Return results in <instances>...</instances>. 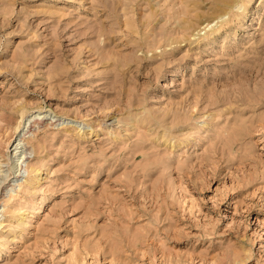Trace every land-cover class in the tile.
<instances>
[{
	"label": "rangeland",
	"instance_id": "rangeland-1",
	"mask_svg": "<svg viewBox=\"0 0 264 264\" xmlns=\"http://www.w3.org/2000/svg\"><path fill=\"white\" fill-rule=\"evenodd\" d=\"M0 264H264V0H0Z\"/></svg>",
	"mask_w": 264,
	"mask_h": 264
},
{
	"label": "bare ground",
	"instance_id": "bare-ground-1",
	"mask_svg": "<svg viewBox=\"0 0 264 264\" xmlns=\"http://www.w3.org/2000/svg\"><path fill=\"white\" fill-rule=\"evenodd\" d=\"M20 116H21L19 118L20 120L18 121V123L15 127V129H16L15 132L18 133V136H17L18 138L16 137V141L18 140V142H17V144L14 142L16 144L15 149L19 148V150H20V153H19L18 158H17L16 163H15V167L20 166V168H17L19 171L21 170L22 162H25L24 160H26L28 158V154L32 149L31 147L27 146V142H24L25 138H26L27 134L31 130H33V128H35V127L37 128V126L40 124V122L45 117L42 113H33L30 115H27L25 112L21 113ZM29 148H31V149L29 150ZM31 153H32V151H31ZM21 159H22V161H21ZM22 169H23V167H22Z\"/></svg>",
	"mask_w": 264,
	"mask_h": 264
}]
</instances>
